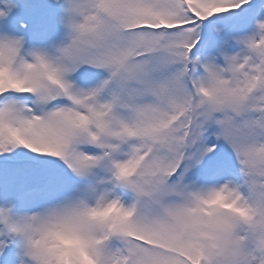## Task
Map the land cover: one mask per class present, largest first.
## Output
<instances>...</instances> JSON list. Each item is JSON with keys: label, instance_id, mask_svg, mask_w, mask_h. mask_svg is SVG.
<instances>
[{"label": "snow or ice", "instance_id": "1", "mask_svg": "<svg viewBox=\"0 0 264 264\" xmlns=\"http://www.w3.org/2000/svg\"><path fill=\"white\" fill-rule=\"evenodd\" d=\"M54 229L264 264V0H0V264H59Z\"/></svg>", "mask_w": 264, "mask_h": 264}, {"label": "clouds", "instance_id": "2", "mask_svg": "<svg viewBox=\"0 0 264 264\" xmlns=\"http://www.w3.org/2000/svg\"><path fill=\"white\" fill-rule=\"evenodd\" d=\"M115 211V208H108L100 215H107ZM241 215L247 213L243 208L237 209ZM40 227V226H38ZM38 243L45 245L59 259V264H93L88 252V246L84 235L75 231L65 229L50 230L46 238L41 231L33 233Z\"/></svg>", "mask_w": 264, "mask_h": 264}]
</instances>
